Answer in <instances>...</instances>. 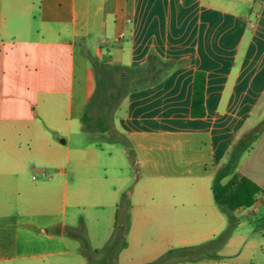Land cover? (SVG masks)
<instances>
[{
    "label": "crops",
    "instance_id": "crops-1",
    "mask_svg": "<svg viewBox=\"0 0 264 264\" xmlns=\"http://www.w3.org/2000/svg\"><path fill=\"white\" fill-rule=\"evenodd\" d=\"M228 1L0 0V264L87 263L66 230L77 229L83 210L87 238L104 240L121 194L130 203L129 241L107 264L148 262L134 247L144 238L189 246L225 229L213 175L264 95V82L255 88L252 81L259 76L254 57L238 65L246 32L254 41L264 30V0H243L248 7L240 13ZM190 15L192 26L182 28L179 16ZM150 53L177 65L121 101L114 125L129 145L73 142L84 133L78 117L93 89L90 61L140 66ZM198 69L206 72V113L192 117ZM27 164L39 177H28ZM237 169L264 185V130ZM236 213L256 216L264 227V193ZM242 240L239 256L258 246L264 254L263 245ZM232 243L231 236L178 264H264L250 257L229 262L232 254L222 250Z\"/></svg>",
    "mask_w": 264,
    "mask_h": 264
},
{
    "label": "trees",
    "instance_id": "trees-1",
    "mask_svg": "<svg viewBox=\"0 0 264 264\" xmlns=\"http://www.w3.org/2000/svg\"><path fill=\"white\" fill-rule=\"evenodd\" d=\"M90 65L94 87L78 117L88 140L86 144L121 142L128 146L129 142L114 125L115 113L121 101L132 90L159 82L177 65V61L163 59L156 53H150L146 62L140 66L104 62L97 58L92 59ZM205 85L206 72L195 70L190 107L192 117L205 116ZM263 130L264 125L245 127L233 140L223 163L217 167L213 175L211 183L213 198L217 207L228 218L226 228L213 239L196 245L171 247L157 259L143 264H178L195 261L227 241L235 227L233 212L239 208L252 207L256 204L258 196L264 193V185H259L237 169L241 157L252 149ZM126 199V194H123L116 209L114 235L102 248L91 250L87 236L84 235V225L79 230H66L67 235L80 241L81 252L89 258L91 264H107L109 260L114 261L118 249L127 246L124 238L130 225V203Z\"/></svg>",
    "mask_w": 264,
    "mask_h": 264
},
{
    "label": "rangeland",
    "instance_id": "rangeland-1",
    "mask_svg": "<svg viewBox=\"0 0 264 264\" xmlns=\"http://www.w3.org/2000/svg\"><path fill=\"white\" fill-rule=\"evenodd\" d=\"M226 4L227 5L235 4L239 13L245 12L247 10V7H248V3L246 1H243V0L242 1H239V0L228 1V2H226ZM192 17H193L192 15L187 16L186 18L179 16V18L183 19V21H184L183 24L179 22L181 27L184 28V25H186L189 29L193 23ZM234 36L235 35L231 36V38H233ZM204 37H205V39H207L206 35H204L202 38H204ZM251 38L252 37L250 35V32H246L244 39H243V44L239 50V63H238V65H241V63H240L241 61H243V63H244L245 60L250 61L251 58L254 57L253 58L254 59L253 62L255 64L254 70L255 71H256V69L258 70L259 76L257 78H254L252 81L255 84V88L257 87V85L261 88L262 83L264 82V30L259 29L258 34L256 35L254 41H251ZM190 39H191L190 36H186L183 39H181V40H183L181 42L186 43ZM176 50H178V53L184 52V50H182V48H180V49L175 48V51ZM246 58H249V59H246ZM250 64H251V61H250V63H246L245 65L249 66ZM90 84L93 88L94 78L92 76L90 77ZM240 96H241V94L239 93V97ZM253 125H256L259 127L264 125V95L262 96L257 108L253 112V115L251 116L246 127L250 128ZM94 137L97 138V136H94ZM79 139L84 143L88 142L85 133H82L80 136L78 135L77 137L73 136V142L75 140H79ZM104 148H105V150L109 149V147L107 145H104ZM246 154L247 153L243 154L241 159L244 156H246ZM28 164H29V162H28ZM28 164L26 165L28 177H30L32 174H34L36 177H39V173L32 171L31 166H30V168H28ZM73 190H74V184L71 182L70 186H69V203H71V201L73 199V197H72ZM122 196H123V194H121L119 202L122 200ZM51 197L53 198V200H56L58 197H60L59 186H57V188H52ZM68 211L70 213V208ZM84 216H85L84 211L80 210V212L78 214L77 224L74 227H77V230H79L81 228V226L84 225V230H83L84 235L88 237V231H87L88 229H87V226L85 224V220L83 219ZM235 217L237 219L243 218L244 223L242 226H238V224H237L238 222L235 219V227H234L233 231L238 226L237 231L234 233L232 231L230 236H229V237L232 236L233 243H232L231 247H228L227 249H223L222 252H224V253L228 252V253L232 254V256H230L232 259L229 260V262H242V263L245 262L246 263L248 261V257L255 258L257 260L262 261L264 259V254L260 250L259 246L256 249H248L241 256L238 255V252L242 247V241H243L242 236L244 237L245 241H247V242H256L258 245L260 244V245L264 246V227H261V228L257 227V225L259 223L255 221L256 216H251V217H249V219H246V218H244L243 214L236 213ZM113 226H114V223H113ZM113 226H112L111 231L108 232L109 233L108 237L105 238L104 240L87 238V241L89 243L91 250H93L92 247L95 245H100L99 248H102L107 242L110 241V239L114 235ZM262 233H263V235H262ZM69 237L73 239V240H71L72 244H75V242H79V244H80V241L77 240L75 237H73V236H69ZM124 239L126 240V242L129 241L127 234H126ZM175 242H176V240H174L172 238H159L157 236H153V237L144 238L143 240H140V242L138 244L134 245V247H135L136 253L141 255L140 257H143V258L147 257L148 258L147 261L150 262V261L157 259L159 256L163 255L169 248L177 247ZM122 249L123 248L118 249V251L116 253V259L118 258L119 252ZM85 264H91V263H89V261H87V263H85Z\"/></svg>",
    "mask_w": 264,
    "mask_h": 264
}]
</instances>
